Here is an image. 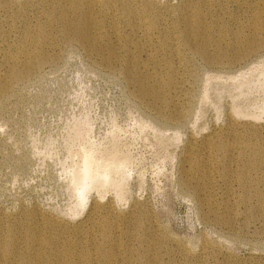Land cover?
Masks as SVG:
<instances>
[{"label":"bare ground","instance_id":"bare-ground-1","mask_svg":"<svg viewBox=\"0 0 264 264\" xmlns=\"http://www.w3.org/2000/svg\"><path fill=\"white\" fill-rule=\"evenodd\" d=\"M231 21L244 27H229ZM254 30L264 38V0H0V98L37 76L43 63H56L48 50L61 36L77 39L89 56L121 74L133 96L162 124L178 127L184 121L179 98L191 58L231 62L242 51V32ZM227 37L232 44L224 43ZM257 46L248 41L244 51ZM247 116L242 121L229 117L220 130L204 135L200 154L191 137L183 154V185L208 216L217 217L209 205L216 196L231 201L230 185L225 183L220 193L209 185L217 167L223 177L235 179L239 202L262 197L256 186L264 179V142L251 137L264 133V125L253 122L258 114ZM73 126L70 134L80 144L62 174L74 201L60 214L23 208L10 220L0 212V264H160L162 239L154 237L140 204L119 207L127 157L115 144L103 150L91 143L85 119ZM110 189L113 197L104 204L101 199ZM254 212L259 208L246 206L247 215ZM195 254L187 257L202 262L209 255L207 245Z\"/></svg>","mask_w":264,"mask_h":264},{"label":"rangeland","instance_id":"rangeland-1","mask_svg":"<svg viewBox=\"0 0 264 264\" xmlns=\"http://www.w3.org/2000/svg\"><path fill=\"white\" fill-rule=\"evenodd\" d=\"M228 26L244 27L237 21ZM241 40L242 51L231 62L220 59L205 64L191 58L184 74L186 88L179 98L184 121L173 127L144 108L124 77L89 56L77 39L57 36L48 50L56 63H43L37 76L0 98V212L12 220L23 208L60 214L72 204L74 197L66 189L62 170L72 163L71 153L80 144L70 128L85 119L90 123L91 143L103 150L115 144L118 154L127 157L125 197L117 205L124 210L133 201L140 204L154 237L162 239L160 264L263 261L264 179L256 186L261 199L253 197L243 203L237 199L235 179L223 177L219 167L213 169L209 185L214 191L222 192L225 183L233 188L229 203L219 195L209 202L215 218L206 215L198 198L185 188L181 170L191 137L195 154H200L203 136L220 130L229 117L242 121L254 112L259 115L253 120L255 125H264V38L254 30L243 31ZM251 40L258 46L244 51ZM224 43L232 44L233 39L227 37ZM251 140L264 142V133L256 132ZM234 162L236 169V158ZM112 192H105L102 203ZM247 205L259 208L260 213L247 215ZM85 211L77 216L80 220ZM203 245L209 255L202 262L187 257L190 252L197 256L196 250Z\"/></svg>","mask_w":264,"mask_h":264}]
</instances>
